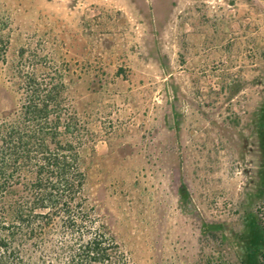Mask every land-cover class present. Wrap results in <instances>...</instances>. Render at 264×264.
I'll list each match as a JSON object with an SVG mask.
<instances>
[{"label":"rangeland","instance_id":"1","mask_svg":"<svg viewBox=\"0 0 264 264\" xmlns=\"http://www.w3.org/2000/svg\"><path fill=\"white\" fill-rule=\"evenodd\" d=\"M34 71L62 76L127 264H238L231 232L264 231V0H0V116Z\"/></svg>","mask_w":264,"mask_h":264},{"label":"trees","instance_id":"2","mask_svg":"<svg viewBox=\"0 0 264 264\" xmlns=\"http://www.w3.org/2000/svg\"><path fill=\"white\" fill-rule=\"evenodd\" d=\"M15 80L19 109L0 116V264H127L88 212L82 130L62 76L37 83L35 71L18 72ZM260 132L256 199L264 194V124ZM231 237L238 264H264V231L254 218Z\"/></svg>","mask_w":264,"mask_h":264}]
</instances>
